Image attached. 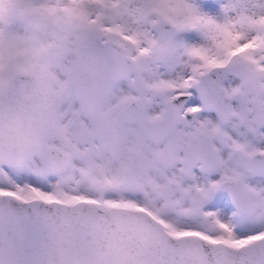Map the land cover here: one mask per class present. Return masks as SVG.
<instances>
[{"label":"snow or ice","instance_id":"obj_1","mask_svg":"<svg viewBox=\"0 0 264 264\" xmlns=\"http://www.w3.org/2000/svg\"><path fill=\"white\" fill-rule=\"evenodd\" d=\"M0 264H264V0H0Z\"/></svg>","mask_w":264,"mask_h":264}]
</instances>
